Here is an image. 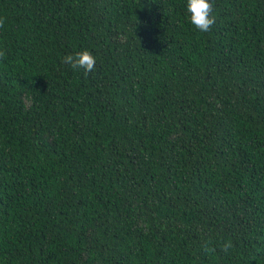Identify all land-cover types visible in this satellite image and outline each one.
<instances>
[{
    "label": "trees",
    "instance_id": "trees-1",
    "mask_svg": "<svg viewBox=\"0 0 264 264\" xmlns=\"http://www.w3.org/2000/svg\"><path fill=\"white\" fill-rule=\"evenodd\" d=\"M210 2L0 0V264H264V0Z\"/></svg>",
    "mask_w": 264,
    "mask_h": 264
},
{
    "label": "clouds",
    "instance_id": "clouds-1",
    "mask_svg": "<svg viewBox=\"0 0 264 264\" xmlns=\"http://www.w3.org/2000/svg\"><path fill=\"white\" fill-rule=\"evenodd\" d=\"M186 11L189 14L190 23L200 33H207L215 24L213 15V3L210 0H186ZM2 23V21H0ZM5 53L0 51V57H4ZM63 62L73 69H83L85 74L94 71L96 67V57L88 50L76 52L75 54L65 55ZM233 247L232 242L225 241L221 250L225 253ZM203 250L206 253L215 252L216 249L210 245V242H205Z\"/></svg>",
    "mask_w": 264,
    "mask_h": 264
}]
</instances>
